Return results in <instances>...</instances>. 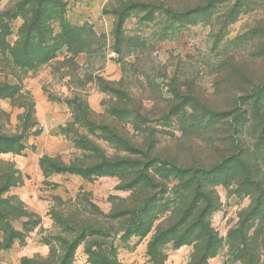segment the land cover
<instances>
[{"label": "rangeland", "instance_id": "obj_1", "mask_svg": "<svg viewBox=\"0 0 264 264\" xmlns=\"http://www.w3.org/2000/svg\"><path fill=\"white\" fill-rule=\"evenodd\" d=\"M129 1L0 0V264H264V144L251 113L238 143L220 126L192 123L202 106L241 119L237 101L264 83V0H226L173 20L132 11L120 57L115 10ZM36 18L35 51L24 61L25 27ZM63 26L103 36L101 49L69 53ZM239 146L257 159L249 176L232 171ZM110 161L130 167L91 170ZM144 204V221L128 225L125 212ZM174 224L179 231L151 246Z\"/></svg>", "mask_w": 264, "mask_h": 264}, {"label": "trees", "instance_id": "obj_2", "mask_svg": "<svg viewBox=\"0 0 264 264\" xmlns=\"http://www.w3.org/2000/svg\"><path fill=\"white\" fill-rule=\"evenodd\" d=\"M224 1L226 0H202V2L204 3L203 6L196 5L194 7H191V9H187L188 5L174 7L170 3V1L166 3H164V1L162 2H159V1L152 2L151 1L149 3H143L142 1L135 0V1H129L127 4L121 3V5L119 6V9L115 10V16L117 18L116 27L114 31L115 53L118 56L122 57L121 50H122V47H124L122 46V42L124 39L123 26H124L125 20L130 17V13L132 11H146L148 15L155 13L157 11V12H160L162 14H165L171 17V20H173L174 16L184 18L190 14H193V15L197 14L201 10H203V12L210 13L211 9L215 8L217 5L223 3ZM39 22L40 20L37 18L32 19V21L27 24V27H25V34L23 37L22 45L19 49L22 58H24V61H28V59L32 57L31 54L34 53L35 51L34 46L31 43H29V41H31L30 34L33 32V29L38 30V26L40 24ZM72 29L73 28L69 26H63V37H62L63 45L67 47L69 53L72 47H75V49H77L76 51L77 55L80 53H85L87 55L94 53L95 51H92L93 46L94 47L96 46L101 49V45H99V41L101 42V40L104 38L103 36H97L92 30H89V33H85L86 32L85 30L87 29L86 26L74 29V32L71 31ZM76 31H77V42L76 44H74L70 42V38L73 36V33H75ZM40 35H43V34L39 33L38 36H35V38L39 40ZM130 41L131 40L128 39L126 44L129 45ZM38 44L39 45H36L37 47H43L44 45L43 42L42 43L39 42ZM43 50L44 49L42 48V51H39L38 53L34 54L33 61H36V58H41L42 56L41 52H43ZM45 56L47 60L48 59L47 56L49 57V55H45ZM52 58L53 56H51L48 60H51ZM135 61H138V60L135 59ZM132 66L134 65H131V67ZM177 93H178L177 90H173L171 92V95L176 96ZM183 98H186V96ZM242 99L243 98L241 99L239 98V100L237 101V105H240V107L238 106V110H240L241 115H242V118L239 119V117L233 116V112L226 113V114H216L214 112H211L206 107L199 106L198 101H196L195 98H192L190 99L192 105L196 107H201V113H202L200 116L193 118L192 123H196V125L199 127L212 128V129H218L217 127L220 126V129L221 127L223 128L225 140H231L233 143H238L239 140H236L237 132L239 129H242L244 127L245 120L248 118V114L250 115L251 113V118L254 121L253 124H255L254 130H256L258 133V141L264 144V83L261 85H258L254 89V91L250 94V96H248L247 102L242 103ZM78 109H81L80 106H78ZM115 115L116 117H120V114L118 111L116 112ZM130 118L134 119L131 121V125H133L134 127L139 125L138 123V121H140L139 115H136L134 117L129 116L128 119ZM163 120H165V117ZM144 123L146 124L147 121H144ZM114 127H117V126L114 125ZM104 129L106 130V133L111 137V139H113L114 143L124 144L125 147H127V150L129 151L133 150V147L127 141H125L123 138L118 136L119 134L115 131L116 129L111 128L109 126H106ZM18 150H21V148H19ZM228 150L229 148L225 150L226 153L230 152V151L228 152ZM7 151H12V150H7ZM236 154L237 155L234 156V160L230 162L234 166L232 168V171H234L235 169H242L243 172L247 174V176H249L253 171H256L255 168L257 167V163H256L257 159L251 158V156L248 154L247 148L239 146L238 152ZM126 163L128 162H120V163L119 161L103 162L96 167H93V168L91 167V170H95L96 171L95 173H97V171L99 170L106 169V168L111 169L113 171L115 170L120 171V169L122 170V169H126V167H130ZM52 167L54 171L56 172L83 173L82 171L90 170V168H85V169L80 168V167L75 168V167H69V166H64V165H60V166L54 165ZM147 167H148V163L144 164L143 168L140 169L139 174H137V177L135 178L137 185L140 183V179L142 175L145 174ZM100 174L101 173H97L95 175H100ZM118 174L122 175L123 171H120ZM195 181L197 182V184L194 186L196 189V193H200L201 186L199 183V178H196ZM146 207L147 206L144 204L143 206L142 205L138 206L136 209L132 211L125 212V215L129 216L128 225L130 224L134 225L136 223L138 224V226H140V224L144 221L140 217L141 211L145 209ZM131 215H133L134 217H132ZM179 225L174 224L172 227H169L163 230V232H161V234L159 233L158 236L153 240V244H151V246L156 244L162 235L164 234L172 235L176 231H179V229L181 228V226ZM191 228H188L187 230H190ZM101 230L103 229L100 228L98 231H101ZM204 231H206V228L204 229ZM207 235H210V234L207 233ZM8 241H11L10 237L8 238Z\"/></svg>", "mask_w": 264, "mask_h": 264}, {"label": "crops", "instance_id": "obj_3", "mask_svg": "<svg viewBox=\"0 0 264 264\" xmlns=\"http://www.w3.org/2000/svg\"><path fill=\"white\" fill-rule=\"evenodd\" d=\"M28 199H29V198L26 197V196L23 198V200L26 201V202L28 201ZM27 203H28V202H27Z\"/></svg>", "mask_w": 264, "mask_h": 264}]
</instances>
